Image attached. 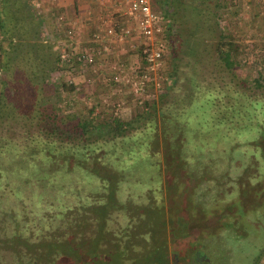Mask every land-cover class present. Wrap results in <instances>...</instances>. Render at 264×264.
Wrapping results in <instances>:
<instances>
[{"label": "trees", "instance_id": "1", "mask_svg": "<svg viewBox=\"0 0 264 264\" xmlns=\"http://www.w3.org/2000/svg\"><path fill=\"white\" fill-rule=\"evenodd\" d=\"M230 4L154 0L168 19V83L156 110L145 101L125 121L45 104L48 74L65 64L32 1L0 0V264H90L99 251L116 254L103 264H169L166 228L176 243L264 222V77L232 60L219 25Z\"/></svg>", "mask_w": 264, "mask_h": 264}, {"label": "rangeland", "instance_id": "2", "mask_svg": "<svg viewBox=\"0 0 264 264\" xmlns=\"http://www.w3.org/2000/svg\"><path fill=\"white\" fill-rule=\"evenodd\" d=\"M228 1L231 4L219 11V25L226 34L233 36L235 46L238 48V52L232 57V60L241 75L255 76L260 74L264 77V4L261 2L263 0ZM40 12L44 19L43 15H45L46 10ZM76 13L77 11L67 14L71 18ZM78 13L80 14L81 12ZM76 18L78 17L76 16ZM45 20H48L47 23ZM51 20V17L45 18L41 27L44 36L48 40L50 39L49 42H54L51 45L54 48L57 47L59 51L62 47V45H59V41L62 42L64 40L62 29L67 19H65V22L57 23V29L56 24L54 25V21L52 22ZM91 20L89 18L79 19L78 21L76 20V24H73L76 32L72 44L74 52L81 50L90 41L92 29H95L96 26L94 25L96 22H91ZM109 45L113 49L108 54L98 55L95 61L96 65L88 66L79 63L78 67H73L71 73L60 77L53 71L49 72L48 83L50 85L47 86L49 90L45 98V104L56 103L63 113H77L79 115L89 114L88 110L94 107V110L98 112L97 120L109 119L113 116L125 121L132 119L139 120L137 114L138 111L144 108L143 103L145 101L149 103L154 101L153 104L156 110L158 108L156 93L168 83V72L170 71L168 57L165 56L164 66L158 73L161 77L144 82L142 91L134 94L129 86L115 82L112 79L109 64L116 61L122 62V66L119 69L135 64V61H138L139 58L137 49L126 47V50L120 53L114 45ZM74 64L77 65V63ZM98 64H100L101 68H96ZM69 80L70 82H68ZM63 81L70 83L73 86V90L70 92L66 88L61 90V83ZM52 88L56 90L57 88L60 89L55 93L51 90ZM140 121H144V118ZM156 150L162 160L163 150L161 148L160 137ZM161 187V199L165 207L166 197L163 180ZM201 208L202 206H199L198 210L203 214ZM235 208L237 212L240 209L239 206ZM235 215L237 216L236 223L239 227L241 224L239 213H235ZM259 220L254 222L257 224L254 228L249 225L246 226V229H242V226H240L241 230L239 231V228L235 229V231L237 230L236 233L224 227L218 228L213 233L209 228L208 233L206 231H200L198 234L191 233L176 243L168 241V230L166 228V249L169 264H182L183 259H180V256H183L187 264H199L196 258L200 255L208 257L210 264H252L254 257L257 255L259 245L264 242V222ZM193 243L197 249L193 250ZM57 249L59 252L65 251L63 244H59ZM147 250H143L141 257H147L149 253ZM194 251L198 255L194 256ZM79 253L82 259L87 257L92 258L88 252ZM99 253L95 260L89 261L90 264H103L104 258L100 260V257L111 258V256L114 257L116 255L111 252L104 254L103 251H99ZM154 255L157 257L159 254L155 252ZM57 264H60V259ZM257 264H264V252L259 257Z\"/></svg>", "mask_w": 264, "mask_h": 264}, {"label": "built area", "instance_id": "3", "mask_svg": "<svg viewBox=\"0 0 264 264\" xmlns=\"http://www.w3.org/2000/svg\"><path fill=\"white\" fill-rule=\"evenodd\" d=\"M74 0H65V4L71 5ZM163 1V0H159ZM40 0L33 3L34 9L39 12ZM101 11L94 23L90 41L81 50L74 52L73 37H75L74 23L64 24L62 29L64 40L59 41L62 47L59 49V59L64 62V76L73 71V67L83 65H96V57L110 53L113 49L109 44L121 53L126 47L136 48L138 61L127 68L119 69L122 62L109 64L112 79L130 87L134 94L143 89L144 82L160 78L158 73L165 63L167 43L164 36V28L168 19L160 12L153 10L154 0H94ZM264 4V0L261 1ZM57 23L65 22L62 13H58ZM74 63H77L74 64ZM120 63V64H119ZM124 65V64H123ZM96 68H101L100 64ZM1 75V67H0ZM70 82V80L68 81Z\"/></svg>", "mask_w": 264, "mask_h": 264}, {"label": "crops", "instance_id": "4", "mask_svg": "<svg viewBox=\"0 0 264 264\" xmlns=\"http://www.w3.org/2000/svg\"><path fill=\"white\" fill-rule=\"evenodd\" d=\"M33 3L38 0H30ZM40 11L46 10L45 18H52V22L54 25L56 24L55 18L58 13H63L65 19L68 20V23H74L76 20L79 19H92L91 22H95L97 19L98 14L103 11L99 6L96 5L94 0H74L73 4L67 5L65 4V0H40ZM51 5V6H50ZM77 11L75 16L69 17V12ZM78 12H81L80 14ZM76 16L78 18H76ZM44 18V19H45ZM67 20L65 24H67ZM48 21V20H47ZM45 20V22L47 23ZM44 22V21H43Z\"/></svg>", "mask_w": 264, "mask_h": 264}, {"label": "water", "instance_id": "5", "mask_svg": "<svg viewBox=\"0 0 264 264\" xmlns=\"http://www.w3.org/2000/svg\"><path fill=\"white\" fill-rule=\"evenodd\" d=\"M199 264H210L208 257L200 255L197 259Z\"/></svg>", "mask_w": 264, "mask_h": 264}, {"label": "flooded vegetation", "instance_id": "6", "mask_svg": "<svg viewBox=\"0 0 264 264\" xmlns=\"http://www.w3.org/2000/svg\"><path fill=\"white\" fill-rule=\"evenodd\" d=\"M196 255H198V254L196 253ZM167 256H168V255H167ZM198 257H199V256H198ZM198 257H197V258H198ZM197 258H196V259H197Z\"/></svg>", "mask_w": 264, "mask_h": 264}]
</instances>
